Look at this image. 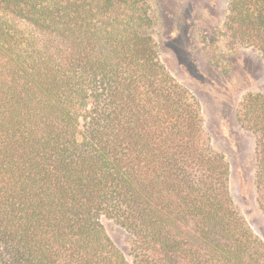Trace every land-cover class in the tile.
<instances>
[{"label":"trees","instance_id":"1","mask_svg":"<svg viewBox=\"0 0 264 264\" xmlns=\"http://www.w3.org/2000/svg\"><path fill=\"white\" fill-rule=\"evenodd\" d=\"M152 25L141 0H0V264H264ZM225 29L264 60V0H230ZM237 116L264 213V95Z\"/></svg>","mask_w":264,"mask_h":264},{"label":"rangeland","instance_id":"2","mask_svg":"<svg viewBox=\"0 0 264 264\" xmlns=\"http://www.w3.org/2000/svg\"><path fill=\"white\" fill-rule=\"evenodd\" d=\"M153 25L146 30L161 61L187 87L201 108L211 149L227 161L236 206L264 241V213L255 186V138L238 120L249 94L264 95V60L252 48L238 47L226 35L230 0H141ZM105 228L130 261V239L116 222Z\"/></svg>","mask_w":264,"mask_h":264}]
</instances>
